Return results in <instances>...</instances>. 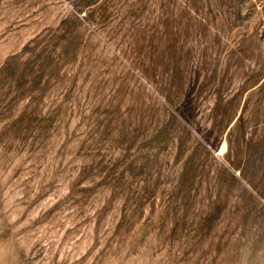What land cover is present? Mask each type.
<instances>
[{
    "label": "rangeland",
    "instance_id": "374dc122",
    "mask_svg": "<svg viewBox=\"0 0 264 264\" xmlns=\"http://www.w3.org/2000/svg\"><path fill=\"white\" fill-rule=\"evenodd\" d=\"M0 264H264V0H0Z\"/></svg>",
    "mask_w": 264,
    "mask_h": 264
}]
</instances>
